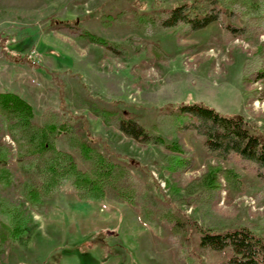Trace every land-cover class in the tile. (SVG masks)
<instances>
[{
    "label": "rangeland",
    "instance_id": "374dc122",
    "mask_svg": "<svg viewBox=\"0 0 264 264\" xmlns=\"http://www.w3.org/2000/svg\"><path fill=\"white\" fill-rule=\"evenodd\" d=\"M185 0H0V91L25 96L36 113L57 112L89 133L93 143L117 161L131 162L144 179L149 173L184 217L205 225L220 220L219 230L241 219L264 222V184L245 175L237 187H223L211 208L179 206L178 196L192 179L219 160L194 132L181 134L192 163L182 172L160 171L162 145L136 141L107 126L100 108L119 110L152 127L162 111L201 102L226 115L244 116L264 134V81L243 80L244 59L264 34L248 41L226 40L215 21L185 33L167 30L148 35L133 24L132 8L150 11ZM77 21L92 32L120 44L123 52L76 37L58 22ZM255 88L258 89L255 93ZM167 141L180 134L159 125ZM176 132V134H175ZM176 135V136H175ZM2 143H12L6 135ZM59 146L86 167L80 149L63 139ZM17 185V184H15ZM16 236L5 233L15 226ZM16 224V225H17ZM198 225L170 235L162 223L144 221L140 207L110 193L103 199L78 198L65 183L40 203H27L23 191L0 179V264H215L224 252L199 245ZM6 237V238H5Z\"/></svg>",
    "mask_w": 264,
    "mask_h": 264
},
{
    "label": "trees",
    "instance_id": "16d2710c",
    "mask_svg": "<svg viewBox=\"0 0 264 264\" xmlns=\"http://www.w3.org/2000/svg\"><path fill=\"white\" fill-rule=\"evenodd\" d=\"M132 16L133 24L148 35L179 29L188 33L215 21L223 24L226 40L240 37L250 41L264 34V0H185L150 11L132 8ZM58 24L65 33L103 45L113 53L124 51L120 44L76 20ZM242 75L248 85L264 81V42L244 59ZM252 91L257 93L258 89ZM96 112L107 126L115 127L125 136L162 145L166 154L164 163L158 166L160 171L177 174L191 165L192 158L181 134L194 132L202 139L206 150L219 162L185 185L184 194L175 200L179 206L211 208L218 202L221 188L237 187L245 175L264 184V134L254 130L244 116L222 114L204 103L193 102L160 112L157 123L149 127L117 109L100 108ZM168 123L180 134L178 139L167 141L157 132L161 130L159 125L163 130ZM6 135L12 143L0 141V179L8 187H20L27 203L38 204L68 183L81 200L103 199L113 193L131 205H138L144 221L167 225L172 236L186 231L188 226L198 225L173 205L153 174L142 178L131 162L117 161L97 147L77 123L57 112L38 115L25 96L11 90L0 91V140ZM60 139L80 149L85 168L73 153L59 146ZM16 224H6L5 233L16 236L19 225ZM221 226L215 217L204 226H196L202 249L225 253L226 257L215 264H264V236L257 233L258 224L245 218L235 227L217 229ZM260 227L264 229V222Z\"/></svg>",
    "mask_w": 264,
    "mask_h": 264
}]
</instances>
